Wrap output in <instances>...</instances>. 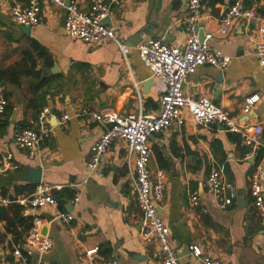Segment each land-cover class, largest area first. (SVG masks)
<instances>
[{
    "label": "crops",
    "instance_id": "obj_1",
    "mask_svg": "<svg viewBox=\"0 0 264 264\" xmlns=\"http://www.w3.org/2000/svg\"><path fill=\"white\" fill-rule=\"evenodd\" d=\"M15 1L25 2L0 0V69L21 60L32 43L42 48L52 64L46 66L40 59L36 70L41 71V79L51 81L35 96L44 95L40 101L44 102L43 107L52 109L54 117L49 121L50 140L38 148L34 159H29L25 151L15 146L13 136L30 127L37 116L38 110L31 102L35 81L22 78L20 86L0 84V98L12 107L8 123H4V117L0 120V159L11 153L13 164L18 166L16 170H0V191L25 198L39 183L59 188L53 191L55 198L56 194L66 192L60 200L56 198L59 208L74 217L69 224L48 223L45 216H52L53 209L33 213L20 206L21 214L31 218V222L34 217L43 219V226H48L46 237L53 243L52 249L36 261L84 264V251L97 246L103 260L161 264L154 250L145 246L140 237L143 215L135 200L123 146L113 145L102 157L99 168L90 172L91 147L104 129L77 118L76 114L82 108L119 115L159 112L164 86L151 78L136 46L150 38L165 40L171 47H183L187 37L182 24L186 0H118L112 5L105 20L116 29L118 41L130 48L127 56L112 42L89 45L68 38L64 31L66 10L48 3L41 6L40 23L25 36L8 13ZM76 1L81 9H88L89 0ZM233 1L202 0L198 22L199 36H210L209 47L230 57V65L223 72L208 65L198 68L187 78L183 92L196 99L209 98L242 127L261 124L264 139V69L259 66L250 42L255 36L264 37L257 33L255 25L246 27L243 22L234 24L225 36L219 33L220 19ZM245 5L256 7L264 15V0H245ZM54 66L58 73L42 78V70ZM149 79L152 83L143 87ZM255 94L260 99L251 113L244 116L243 101ZM64 114L71 117L67 128L59 125ZM149 142V169L162 170L168 177L159 208L173 246L182 255L180 264H200L190 255L192 245L200 246L204 254L222 264H264V221L248 194L249 179L262 152H252L239 135L221 127L196 126L185 112L171 129L150 137ZM212 163L220 166L226 180L237 190V200L225 210L217 208L205 191ZM35 167L41 169V181L37 184L25 181L27 169ZM193 192L200 198V206L196 208L189 201ZM74 198L78 202L68 204ZM25 235L17 244L1 216L0 264H17L12 250L21 246Z\"/></svg>",
    "mask_w": 264,
    "mask_h": 264
},
{
    "label": "built area",
    "instance_id": "obj_2",
    "mask_svg": "<svg viewBox=\"0 0 264 264\" xmlns=\"http://www.w3.org/2000/svg\"><path fill=\"white\" fill-rule=\"evenodd\" d=\"M48 3L64 8L67 12L64 21V31L68 38L89 45H101L112 42L118 45L124 56L130 48L117 39L116 29L105 25L103 21L109 16L112 5L118 0H89V7L83 10L76 0H70L68 6L65 0H25L15 1L8 9L12 21L17 26L33 27L41 21V6ZM186 17L182 21L187 34L185 45L181 48L171 47L162 40L146 38L136 46L138 57L150 71L151 78L164 86L159 100V112L155 115L138 114L119 115L113 111H92L80 109L76 117L87 119L88 122L104 129L99 140L91 147V157L88 163L90 172L96 171L102 157L115 144H121L124 149V159L129 168L135 200L143 215L140 233L143 244L151 247L160 259L161 264H180L177 249L173 246L170 231L163 221L159 211L167 187L168 177L162 170L151 171L148 166L150 156L151 136L162 134L182 119L184 112L193 124L200 127H221L231 134L239 135L243 144L252 152L261 151V160L249 179L248 194L252 206L264 221V139L263 127H242L234 118L228 116L207 97L193 98L184 94L183 86L187 78L202 66L208 65L223 72L228 68L231 58L221 51L209 47L210 36L200 39L198 22L201 17L202 0H186ZM237 22H243L246 27L255 25L257 33L264 37V15L256 7H247L245 0H234L220 19L219 33L228 34L229 29ZM254 56L264 69V39L257 36L250 40ZM258 94L244 99L241 113L248 116L258 103ZM7 102L0 98V120L4 114ZM54 113L50 107L41 108L31 126L16 132L13 136L15 146L25 151L29 159L37 156L40 146L51 138L52 127L50 119ZM71 117L64 114L59 122L63 128L68 127ZM112 124L111 129H106ZM249 156V155H248ZM13 156L7 153L0 159V170H16ZM205 191L214 200L217 208L225 210L237 200V190L229 183L220 166L212 163L205 180ZM55 187L37 184L28 197L15 198L0 191V209L18 205L31 212L51 208L54 210L53 221L69 224L73 219L71 213L62 211L53 195ZM192 208L200 206V198L196 192L189 197ZM74 198L68 204H75ZM205 211V210H204ZM1 219V215H0ZM43 219L34 217L32 227L27 232L19 247H14L12 256L17 264H39L32 258L48 253L53 243L48 237L41 235ZM190 255L200 264H222L210 255L204 254L198 245H192ZM100 248L95 246L84 251V264H118L110 258L99 257Z\"/></svg>",
    "mask_w": 264,
    "mask_h": 264
},
{
    "label": "trees",
    "instance_id": "obj_3",
    "mask_svg": "<svg viewBox=\"0 0 264 264\" xmlns=\"http://www.w3.org/2000/svg\"><path fill=\"white\" fill-rule=\"evenodd\" d=\"M40 59H43L46 66H50L52 64L47 53L37 44L32 43L31 48L29 50H25L22 53L21 60L8 67L0 69V84L8 83L15 86H20L22 78H30L35 81L34 97L31 102L34 109L38 111L44 106V102L40 101L44 95L42 96L41 94L38 97L35 95H37L38 91L51 81L49 78L41 79V71L36 70L37 62ZM11 112L12 107L6 106L2 116L4 117L5 124L8 123ZM257 157L259 160L260 156ZM65 193L66 192L56 194V198L60 200L65 195ZM61 208H63V205H61ZM21 213L22 208L18 205L10 207L9 210L0 209V214L6 221L7 232L14 237V240L17 244L22 241L23 234H27V232L32 227L31 218L24 217ZM17 227L21 228L19 232L17 231Z\"/></svg>",
    "mask_w": 264,
    "mask_h": 264
},
{
    "label": "water",
    "instance_id": "obj_4",
    "mask_svg": "<svg viewBox=\"0 0 264 264\" xmlns=\"http://www.w3.org/2000/svg\"><path fill=\"white\" fill-rule=\"evenodd\" d=\"M70 4V0H65V5L68 6ZM103 23L105 25H107L108 23H106V20L103 21ZM20 32L25 35V36H29V33H30V27H24V26H18ZM144 33H146V31H144ZM204 36L202 34H200V39L203 40ZM137 39L140 41V37L137 36ZM165 42V40L163 41ZM58 73V68L56 66H54L53 68L51 69H43L42 70V78L44 76H51V75H54V74H57ZM217 82L220 84L222 82V74H220V76L218 77L217 79ZM152 83V79L150 80H147V82L145 84H143L142 86L145 87V86H149L150 84ZM113 127L112 124L110 125H107L106 126V129H111ZM152 137V136H151ZM25 181L27 182H30V183H33V184H37L41 181V169L39 167H35V168H28L27 169V176L25 177ZM264 191V189H263ZM160 213V211H159ZM46 217V220L48 223L52 222L53 221V216L51 215H47L45 216ZM47 229H48V226L47 225H44L41 229V235L43 237H46V232H47ZM189 251V250H188ZM178 254V252H177ZM179 257H182V255H179ZM32 258L34 259V261H36L38 259V255L36 254H33L32 255Z\"/></svg>",
    "mask_w": 264,
    "mask_h": 264
}]
</instances>
